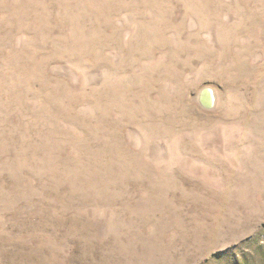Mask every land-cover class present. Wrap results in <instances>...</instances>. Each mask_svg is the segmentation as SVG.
Listing matches in <instances>:
<instances>
[{
  "label": "rangeland",
  "instance_id": "374dc122",
  "mask_svg": "<svg viewBox=\"0 0 264 264\" xmlns=\"http://www.w3.org/2000/svg\"><path fill=\"white\" fill-rule=\"evenodd\" d=\"M0 264H264V0H0Z\"/></svg>",
  "mask_w": 264,
  "mask_h": 264
},
{
  "label": "water",
  "instance_id": "95a60500",
  "mask_svg": "<svg viewBox=\"0 0 264 264\" xmlns=\"http://www.w3.org/2000/svg\"><path fill=\"white\" fill-rule=\"evenodd\" d=\"M201 102L206 107H211L214 103V94L210 88H205L201 95Z\"/></svg>",
  "mask_w": 264,
  "mask_h": 264
}]
</instances>
